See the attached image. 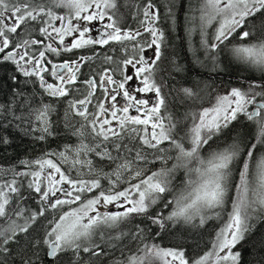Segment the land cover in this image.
Instances as JSON below:
<instances>
[{
	"label": "snow or ice",
	"instance_id": "obj_1",
	"mask_svg": "<svg viewBox=\"0 0 264 264\" xmlns=\"http://www.w3.org/2000/svg\"><path fill=\"white\" fill-rule=\"evenodd\" d=\"M26 138L48 147L0 165V264H243L264 226V0H0V149ZM209 222L203 248L184 239Z\"/></svg>",
	"mask_w": 264,
	"mask_h": 264
},
{
	"label": "trees",
	"instance_id": "obj_2",
	"mask_svg": "<svg viewBox=\"0 0 264 264\" xmlns=\"http://www.w3.org/2000/svg\"><path fill=\"white\" fill-rule=\"evenodd\" d=\"M126 11V9H125ZM130 23H133L130 21ZM167 27L166 25L164 26ZM211 31V29H209ZM166 35L169 38L171 47L169 49V54L171 52H176L179 54V62L188 64L191 60V57L188 53L187 47L183 46L179 39H176V34L174 33H168L166 31ZM179 35H183V32L180 31ZM102 60V57H101ZM97 66L100 67L101 62L98 60ZM199 71L198 69L196 71L190 72V73H173V76L175 77V80L178 82L177 86L179 87L181 84L188 87L195 86L196 83V72ZM229 77H225V80H227ZM203 85H201L202 87ZM183 108L180 109V112H183ZM57 143H61L59 139H56L53 142V147ZM48 145L45 144H33L30 142L29 139L19 140L17 139L11 148L7 149L5 152L4 149H0V165H11L16 164L20 159H27L32 156H35L41 152V150L46 149ZM218 222H209L208 225L205 226L204 229H200L197 231H191L189 232L187 237H184V239L187 240L189 244H195L197 241L200 242L201 247L203 248L212 238V235H214L215 231L217 230L215 225ZM261 233H264V226H262L260 229L257 230L256 235L252 237L249 240H246L242 242V245H237V248L242 251L244 255L243 264H248V260L250 257L248 256V250L253 242L258 241L261 238ZM163 245L167 246L169 243V240L166 239L161 242Z\"/></svg>",
	"mask_w": 264,
	"mask_h": 264
},
{
	"label": "flooded vegetation",
	"instance_id": "obj_3",
	"mask_svg": "<svg viewBox=\"0 0 264 264\" xmlns=\"http://www.w3.org/2000/svg\"><path fill=\"white\" fill-rule=\"evenodd\" d=\"M146 55H148V53H145ZM101 65V64H100ZM148 95H151V94H144V96H145V98H146V96H148ZM61 142V141H60ZM62 143V142H61Z\"/></svg>",
	"mask_w": 264,
	"mask_h": 264
},
{
	"label": "rangeland",
	"instance_id": "obj_4",
	"mask_svg": "<svg viewBox=\"0 0 264 264\" xmlns=\"http://www.w3.org/2000/svg\"><path fill=\"white\" fill-rule=\"evenodd\" d=\"M149 54V53H148ZM115 210V209H114Z\"/></svg>",
	"mask_w": 264,
	"mask_h": 264
}]
</instances>
